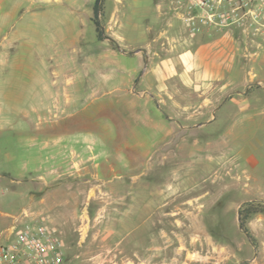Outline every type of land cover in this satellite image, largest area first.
<instances>
[{
	"label": "rangeland",
	"instance_id": "obj_1",
	"mask_svg": "<svg viewBox=\"0 0 264 264\" xmlns=\"http://www.w3.org/2000/svg\"><path fill=\"white\" fill-rule=\"evenodd\" d=\"M95 5L3 1L0 241L35 222L66 264H264V211L238 216L264 208L263 26L196 32H232L234 64L191 83L213 37L179 0H104L102 40Z\"/></svg>",
	"mask_w": 264,
	"mask_h": 264
},
{
	"label": "built area",
	"instance_id": "obj_2",
	"mask_svg": "<svg viewBox=\"0 0 264 264\" xmlns=\"http://www.w3.org/2000/svg\"><path fill=\"white\" fill-rule=\"evenodd\" d=\"M181 18L196 33L202 28L242 27L248 23L264 28V0H179ZM104 256L98 264H105ZM0 264H66L65 244L47 225L26 222L13 240L0 241ZM80 264V263H75Z\"/></svg>",
	"mask_w": 264,
	"mask_h": 264
},
{
	"label": "crops",
	"instance_id": "obj_3",
	"mask_svg": "<svg viewBox=\"0 0 264 264\" xmlns=\"http://www.w3.org/2000/svg\"><path fill=\"white\" fill-rule=\"evenodd\" d=\"M3 1L4 0H0V37L2 38V41L4 36L9 34L8 30L5 29L6 23H8L9 13L7 11H3ZM199 34H206L213 37V39H211L212 46L209 49L203 51L202 47H198L200 42L195 36ZM191 35L196 38L197 41L195 42L197 44H195L197 46L195 48L192 43L182 56L185 61L186 69H192L197 73L196 75L200 76V78L196 81L190 80L191 83H195L197 81L199 83H203L212 79L220 78L223 72H227L229 68L233 67L235 45L232 32H211L206 29L202 32ZM162 101H165L163 96Z\"/></svg>",
	"mask_w": 264,
	"mask_h": 264
},
{
	"label": "trees",
	"instance_id": "obj_4",
	"mask_svg": "<svg viewBox=\"0 0 264 264\" xmlns=\"http://www.w3.org/2000/svg\"><path fill=\"white\" fill-rule=\"evenodd\" d=\"M100 1L101 0H96L94 22H95V25H96L97 37L100 40H102V39L106 38V36H105V31H104L103 24H102V22L99 19V16H100V12H99ZM103 8H104V6L102 4V9ZM260 205H262V204H260V203L256 204V203H254L252 201L246 202L243 205V207L241 208V216H242V226H243V228L246 229V227H245L246 221L248 220V218L252 214L264 211L263 206H260Z\"/></svg>",
	"mask_w": 264,
	"mask_h": 264
},
{
	"label": "water",
	"instance_id": "obj_5",
	"mask_svg": "<svg viewBox=\"0 0 264 264\" xmlns=\"http://www.w3.org/2000/svg\"><path fill=\"white\" fill-rule=\"evenodd\" d=\"M102 4H103V0H101V1H100V4H99V12H100L101 9H102ZM119 48H120V47H119ZM123 51H124V50H123ZM137 51H139V50H137ZM137 51H135V52H137ZM238 216H239L240 227L243 228V226H242L241 208H240L239 211H238ZM244 232H245V233L249 236V238L251 239L250 234H249L247 231H245V230H244Z\"/></svg>",
	"mask_w": 264,
	"mask_h": 264
}]
</instances>
